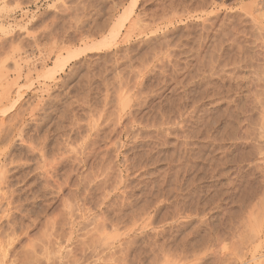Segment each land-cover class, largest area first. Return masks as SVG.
I'll list each match as a JSON object with an SVG mask.
<instances>
[{
  "label": "rangeland",
  "instance_id": "374dc122",
  "mask_svg": "<svg viewBox=\"0 0 264 264\" xmlns=\"http://www.w3.org/2000/svg\"><path fill=\"white\" fill-rule=\"evenodd\" d=\"M49 263L264 264V0H0V264Z\"/></svg>",
  "mask_w": 264,
  "mask_h": 264
},
{
  "label": "bare ground",
  "instance_id": "6f19581e",
  "mask_svg": "<svg viewBox=\"0 0 264 264\" xmlns=\"http://www.w3.org/2000/svg\"><path fill=\"white\" fill-rule=\"evenodd\" d=\"M250 11V10H249ZM251 12V11H250ZM258 19V18H257ZM259 26H260V24H259ZM263 30V29H262ZM65 63V62H64ZM68 63V62H67ZM58 66H60V64L58 65ZM64 66H66L65 64H61V66H60V68L59 69H61V70H63V68H64ZM58 68V67H57ZM56 70V69H55ZM71 258V257H70ZM74 258V257H73ZM59 259V258H58ZM77 259V258H76ZM57 260V259H56ZM66 260V259H65ZM74 260V259H73ZM79 260V259H78ZM72 261V260H71ZM128 261V260H127ZM75 262V261H74ZM80 262V261H79ZM65 263H67V262H65ZM50 264V263H49ZM75 264V263H74Z\"/></svg>",
  "mask_w": 264,
  "mask_h": 264
}]
</instances>
